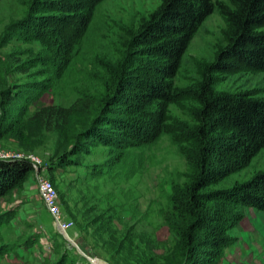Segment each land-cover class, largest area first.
Wrapping results in <instances>:
<instances>
[{
  "label": "rangeland",
  "instance_id": "obj_1",
  "mask_svg": "<svg viewBox=\"0 0 264 264\" xmlns=\"http://www.w3.org/2000/svg\"><path fill=\"white\" fill-rule=\"evenodd\" d=\"M32 1L0 0V83L19 94L5 106L10 118L19 123L0 138V160L28 159L34 167L21 189L0 197V264H55L61 259L66 264H92L89 258L93 264H182L173 235L162 220L171 189L182 185L186 173L169 136L152 137L148 128L140 130L142 124L132 121L140 136L130 138L129 145L108 146L104 139L87 137L68 141L55 130L56 121L49 128L41 116L36 117L43 108H69L77 101L86 108L100 91L98 67L111 60L123 35L146 20L159 0H103L83 35L79 27L63 29L67 38L59 51L72 35L75 44L53 65L34 63L36 53L49 54L22 26ZM213 1L230 6L227 0ZM228 33L224 17L215 10L191 39L173 85L196 84L205 65L227 44ZM51 57L41 58L47 63ZM22 62L26 65L20 70ZM39 83L43 91L34 89ZM214 90L264 98V72L235 67L217 73ZM168 114L189 122L182 105H170ZM93 116H75L76 133H83ZM113 116L117 115L109 118ZM100 128L94 127V132ZM260 172H264V149L247 167L210 190L231 188ZM41 180L52 182L57 191L62 217L71 224L66 234L55 228L39 198ZM227 235L230 244L216 264H264L263 211L244 208L240 222Z\"/></svg>",
  "mask_w": 264,
  "mask_h": 264
},
{
  "label": "trees",
  "instance_id": "obj_2",
  "mask_svg": "<svg viewBox=\"0 0 264 264\" xmlns=\"http://www.w3.org/2000/svg\"><path fill=\"white\" fill-rule=\"evenodd\" d=\"M102 1L33 0L22 26L32 31L49 54L36 53L34 63L53 65L64 59L75 44V36L59 51L62 39L67 38L63 29L79 27L83 35ZM227 1L230 6L213 0H159L146 20L123 35L111 60L98 67L102 71L100 91L86 108L77 101L69 108L51 106L36 114L49 128L56 121L55 130L68 141L87 137L120 147L129 145L130 138H138L143 126L152 137L169 136L185 162L186 173L182 185L171 189L169 209L162 220L173 235L182 264H216L230 244L227 234L240 222L243 209L264 212V172L231 188L210 190L247 167L264 149V98L214 90L217 73L235 67L264 72V30H260L264 28V0ZM215 10L228 28L227 44L205 65L196 84L174 86L191 39ZM49 12L60 16L46 17ZM50 55L51 60L44 63L42 58ZM25 65L20 63V70ZM34 87L43 91L44 85ZM18 95L0 83V138L19 123L5 109ZM170 105L186 108L189 122L169 117ZM80 114L94 115L81 134L73 129L74 118ZM132 121L142 128L138 125L140 130L133 129ZM94 127H102L99 134ZM33 171L28 159L0 160V197L21 189ZM83 216L86 218L85 213ZM55 264L66 262L61 259Z\"/></svg>",
  "mask_w": 264,
  "mask_h": 264
},
{
  "label": "built area",
  "instance_id": "obj_3",
  "mask_svg": "<svg viewBox=\"0 0 264 264\" xmlns=\"http://www.w3.org/2000/svg\"><path fill=\"white\" fill-rule=\"evenodd\" d=\"M11 160V159H6ZM15 160V159H12ZM38 195L39 198L51 216L55 228L65 234L70 228L71 224L67 223L61 214L57 191L49 180H41L38 184Z\"/></svg>",
  "mask_w": 264,
  "mask_h": 264
},
{
  "label": "bare ground",
  "instance_id": "obj_4",
  "mask_svg": "<svg viewBox=\"0 0 264 264\" xmlns=\"http://www.w3.org/2000/svg\"><path fill=\"white\" fill-rule=\"evenodd\" d=\"M66 234V233H65ZM90 262L93 264V262L91 261V259L89 258Z\"/></svg>",
  "mask_w": 264,
  "mask_h": 264
}]
</instances>
